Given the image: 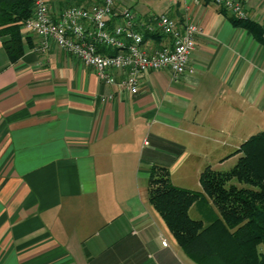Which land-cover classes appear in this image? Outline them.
I'll return each mask as SVG.
<instances>
[{"label": "crops", "instance_id": "crops-1", "mask_svg": "<svg viewBox=\"0 0 264 264\" xmlns=\"http://www.w3.org/2000/svg\"><path fill=\"white\" fill-rule=\"evenodd\" d=\"M93 1L48 0L55 13ZM240 1L264 31V0ZM115 3L143 19L163 12L197 23L195 71L178 80L150 71L139 93L108 97L115 85L53 43L42 49L22 31L24 52L11 61L0 35V264H198L149 202L150 168L201 191L200 172L234 164L241 139L258 132L264 44L252 33L205 0ZM144 44L152 51L172 39ZM205 214L200 201L189 208L192 218Z\"/></svg>", "mask_w": 264, "mask_h": 264}, {"label": "trees", "instance_id": "trees-1", "mask_svg": "<svg viewBox=\"0 0 264 264\" xmlns=\"http://www.w3.org/2000/svg\"><path fill=\"white\" fill-rule=\"evenodd\" d=\"M32 10V0H0V35L11 61L24 52L21 25ZM230 19L264 44L257 22ZM158 36L145 33L144 39ZM234 153L239 156L230 168L208 165L200 172L201 191L173 184L165 166L152 165L149 171V202L198 264H264V129L246 138ZM198 201L207 210L203 219L189 215Z\"/></svg>", "mask_w": 264, "mask_h": 264}, {"label": "built area", "instance_id": "built-area-1", "mask_svg": "<svg viewBox=\"0 0 264 264\" xmlns=\"http://www.w3.org/2000/svg\"><path fill=\"white\" fill-rule=\"evenodd\" d=\"M222 7L236 18H246L240 0H205ZM32 13L21 25L24 34L40 37V47L50 43L76 57L94 70L104 85H115V95L140 92L142 79L150 71L168 69L173 80L195 71L190 53L195 49L201 27L190 20L178 22L166 13L141 18L131 6H117L115 0H94L72 4L55 13L48 0H32ZM113 16L120 23L110 25ZM160 34L172 39L171 47L149 51L144 34ZM120 74L119 79L116 74ZM162 244L167 245L165 238Z\"/></svg>", "mask_w": 264, "mask_h": 264}, {"label": "rangeland", "instance_id": "rangeland-1", "mask_svg": "<svg viewBox=\"0 0 264 264\" xmlns=\"http://www.w3.org/2000/svg\"><path fill=\"white\" fill-rule=\"evenodd\" d=\"M141 1V0H140ZM131 2H135V0H131ZM257 119L256 121L253 123V126L255 125L258 129V131L260 130H263L264 129V113H259V115L255 116ZM244 133H246L244 131ZM247 137H244L241 139V141H243L244 139H246ZM233 164L231 162H226L222 165H220L219 163L213 161L212 163V168H215V169H220V170H225V169H228L232 166ZM202 204V203H201ZM203 206V205H202Z\"/></svg>", "mask_w": 264, "mask_h": 264}]
</instances>
